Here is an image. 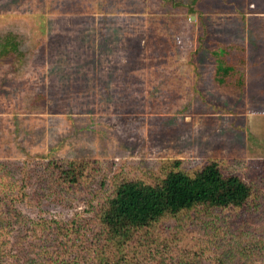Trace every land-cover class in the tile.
I'll return each instance as SVG.
<instances>
[{
    "label": "rangeland",
    "instance_id": "obj_1",
    "mask_svg": "<svg viewBox=\"0 0 264 264\" xmlns=\"http://www.w3.org/2000/svg\"><path fill=\"white\" fill-rule=\"evenodd\" d=\"M9 32L23 56L0 59V177L21 215L1 238L2 264L73 261V241L46 222L88 217L100 181L101 195L120 179L150 184L172 161L216 162L264 195V0H0ZM222 48L238 70L224 85ZM72 160L95 162L93 193L46 185L44 170ZM236 215L169 223L165 237L181 238L166 263L220 264L215 239L264 238V221Z\"/></svg>",
    "mask_w": 264,
    "mask_h": 264
},
{
    "label": "trees",
    "instance_id": "obj_2",
    "mask_svg": "<svg viewBox=\"0 0 264 264\" xmlns=\"http://www.w3.org/2000/svg\"><path fill=\"white\" fill-rule=\"evenodd\" d=\"M226 49L213 52L216 81L224 85L227 78L238 71L225 59ZM19 36L9 32L0 37V59L21 58ZM238 87L243 86L240 78ZM50 169V170H49ZM98 167L89 160L55 162L44 170L42 178L49 188L72 194L87 189L94 192ZM0 177V264L4 255L1 238L7 236L11 219L21 212L15 207V199L7 194L12 184L1 183ZM105 180L95 191L89 205L88 217L77 215L67 222H46L65 242L73 241L76 248L73 261L62 264H143V259L153 262L161 258L166 263V250L175 239L165 237L169 223L184 228L190 220L206 224L216 219V213L232 211L239 217L240 211L249 212L248 219L261 225L264 221V195L262 188L246 182L234 173H225L216 162H210L195 171H187L182 161L176 160L163 168L162 176L153 183L141 180L120 179L109 193H103ZM5 184V187L2 185ZM24 195V189H22ZM98 199V203H92ZM221 222V221H219ZM264 230V226L262 228ZM244 239H215L213 244L220 253V264H264V238L243 234ZM70 252V250H67ZM164 254V255H163ZM179 259V258H178ZM196 257H181L178 264H194Z\"/></svg>",
    "mask_w": 264,
    "mask_h": 264
}]
</instances>
